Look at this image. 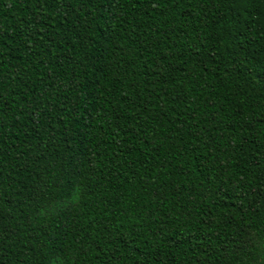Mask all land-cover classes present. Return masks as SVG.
I'll return each mask as SVG.
<instances>
[{
	"label": "trees",
	"instance_id": "1",
	"mask_svg": "<svg viewBox=\"0 0 264 264\" xmlns=\"http://www.w3.org/2000/svg\"><path fill=\"white\" fill-rule=\"evenodd\" d=\"M0 264H264V0H0Z\"/></svg>",
	"mask_w": 264,
	"mask_h": 264
}]
</instances>
